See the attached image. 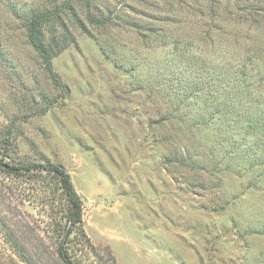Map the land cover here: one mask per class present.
<instances>
[{
  "label": "rangeland",
  "instance_id": "obj_1",
  "mask_svg": "<svg viewBox=\"0 0 264 264\" xmlns=\"http://www.w3.org/2000/svg\"><path fill=\"white\" fill-rule=\"evenodd\" d=\"M62 1L0 0V156L69 174L91 245L73 232L69 253L79 264H264V164L236 151L234 118L213 117L208 87L228 72L264 80V0H92L89 14L75 2L76 19L45 31L65 46L52 67L67 90L20 18ZM59 193L44 172L0 169V264H26L12 238L34 264H63Z\"/></svg>",
  "mask_w": 264,
  "mask_h": 264
},
{
  "label": "trees",
  "instance_id": "obj_2",
  "mask_svg": "<svg viewBox=\"0 0 264 264\" xmlns=\"http://www.w3.org/2000/svg\"><path fill=\"white\" fill-rule=\"evenodd\" d=\"M91 1L63 0L60 5L52 9L29 11L20 16L28 44L35 52L50 81L56 88L67 90L66 85L62 84L52 67V59L65 46L58 48L54 41L47 42L45 38L46 27L57 25L60 16L64 13H68L76 19L73 8V3L75 2L82 4L87 14H89ZM86 19L97 27H103L108 23V19L103 15L101 17L86 15ZM61 25L63 30L67 32V28L62 22ZM253 78L252 76H247L244 71L228 72L223 78L213 76L211 80L209 79L210 81L208 80V87L212 97L217 101L216 112H214L213 117L221 119L225 115H229L234 118L233 123L236 133L232 136V139L235 138L236 140L237 138L233 143L238 145L235 149L237 151L238 148L243 147L246 152H252L254 157L249 165L256 166L258 161L260 164H264V97H262L261 90V82L264 83V80L260 76ZM216 94L218 95L216 96ZM258 152L262 154L261 158L260 156L258 158L255 157V153ZM0 169L4 173L15 177H21L30 171H35V173L44 172L55 182L63 200L64 215L59 226L64 232L61 233V240L55 247L54 253L56 258L63 264H77L76 256L73 257L69 253L67 245L70 235L73 232H79L86 246L91 247V245L82 229V201L77 195L66 170L60 165L51 163L30 166L12 164L6 161L3 155L0 156ZM12 243L16 254L18 253L26 264H34L32 257L27 255L24 249L21 252L25 255L21 254L17 249V239L12 238ZM85 243H83L84 247ZM109 257L115 263L114 258L111 255Z\"/></svg>",
  "mask_w": 264,
  "mask_h": 264
}]
</instances>
